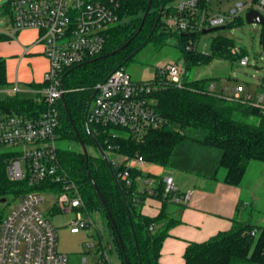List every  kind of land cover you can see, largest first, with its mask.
<instances>
[{
  "label": "trees",
  "instance_id": "trees-1",
  "mask_svg": "<svg viewBox=\"0 0 264 264\" xmlns=\"http://www.w3.org/2000/svg\"><path fill=\"white\" fill-rule=\"evenodd\" d=\"M258 1L252 0L254 3ZM149 2L122 1L119 9L121 20L109 28L104 49L96 56L63 71V86L67 91L58 105L60 126L57 133L62 142L68 143L67 146H59L60 163L77 185L86 211H101L104 214L122 264H161L163 241L178 220L165 213V206L170 201L164 195L162 177H156L158 194L154 197L163 203V208L155 217L144 215L141 205L145 196L137 195L140 194L137 176L148 174H144L142 169L131 168L134 181L132 186L126 185L118 176L119 168L110 162L108 164L100 155L95 140L108 152L105 138L108 133L118 132V136L111 141L115 151L128 159L142 156L150 164L215 180L220 178V170L224 169L223 181L233 186L242 183L251 162L264 163V108L243 100L244 97L238 99L233 94L227 95L224 90H215L212 77H189L195 65L207 64L212 59H241L246 56L245 48L234 39L219 35L213 39L208 53L200 52L197 47L190 49L189 46H194V40L202 32L180 31L166 23L171 15H185L177 8L179 0H151L149 13L143 21ZM210 3L211 0H201L199 5L210 8ZM1 12L11 17L9 3L1 8ZM242 21L244 18L240 15L225 27ZM140 27V32L132 38ZM10 38L0 33V41ZM130 39L119 52L91 61L116 50ZM145 50L151 55L174 50L184 62V85L177 86L165 76H158L153 81L156 88L152 97L156 110L166 120L165 125L151 129L142 136L122 135L124 132L113 126L90 124L87 128L86 110L96 85L115 69H125ZM0 86H9L6 59L1 55ZM42 86L33 84L34 88ZM43 109L44 105L34 96L12 94L0 100V111L38 116ZM79 139L85 143L88 152L90 147H94L98 155L89 152L86 157L82 148L69 145L72 141L79 143ZM12 157L9 153H0L1 198L19 199L32 191H61L60 184L47 182L32 185L28 179L11 180L7 174V161ZM125 167L123 165L120 169ZM244 203L241 201L238 204L230 230L220 231L206 241L188 244L184 254L185 264H254L264 260V225H256L240 217ZM54 208L60 210L57 206Z\"/></svg>",
  "mask_w": 264,
  "mask_h": 264
},
{
  "label": "built area",
  "instance_id": "built-area-1",
  "mask_svg": "<svg viewBox=\"0 0 264 264\" xmlns=\"http://www.w3.org/2000/svg\"><path fill=\"white\" fill-rule=\"evenodd\" d=\"M122 1H8L11 9L8 20L13 27L11 36L24 29H37V42L43 46L49 67L43 77V86L34 90V98L44 105L38 116L0 111V147L9 148L2 152L13 155L7 161V174L11 180L28 179L32 185L47 182L60 184L61 191H32L19 198L15 205L5 208L4 212L0 206V264H68V255L58 249L57 229L41 209L47 195L57 194L54 206L78 211L77 217L70 222L72 233L93 226L90 217H83L85 203L82 195L59 160L58 105L67 91L63 86V71L96 56L104 49L109 28L121 20L119 9ZM200 1L179 0L177 8L185 15L169 16L167 25L180 31L203 32L204 29L225 26L252 8L264 13V0L256 3L236 1L225 14L210 13L209 8L200 7ZM189 48H196V45L191 44ZM25 50L28 51V48ZM240 63L248 65L249 57H242ZM158 76H165L177 86H182L185 83L184 63L161 62L149 78L141 80H132L123 68L112 71L95 87L97 91L87 115L89 125L118 127L124 132L122 135L135 136L163 127L166 120L156 110L152 97L156 88L153 81ZM233 96L238 99L244 97L237 90ZM243 100L264 108V91L245 96ZM117 136L118 132L108 133L105 143L109 151L106 153L110 163L119 168V178L132 186L134 179L131 168L143 169L147 162L142 156L128 159L117 153L111 141ZM123 165L126 167L120 169ZM162 178L164 195L171 203L189 204L192 193L181 191L172 173L168 172ZM137 181L141 186L138 187L141 195H137L154 197L158 194L155 176H137ZM99 251L98 264H110L108 254L101 249Z\"/></svg>",
  "mask_w": 264,
  "mask_h": 264
},
{
  "label": "rangeland",
  "instance_id": "rangeland-1",
  "mask_svg": "<svg viewBox=\"0 0 264 264\" xmlns=\"http://www.w3.org/2000/svg\"><path fill=\"white\" fill-rule=\"evenodd\" d=\"M9 0H0V31L12 32L13 27L8 22V15L1 12ZM236 1L252 2V0H211L209 12L214 14L228 13ZM246 12H242L244 21L231 27H225L210 32L199 33L194 44L200 52L208 53L211 50L212 41L219 35H225L234 39L237 44L245 48V53L249 57L248 65H241L240 58L230 59H212L207 64L195 65L189 77L191 79L212 77V85L215 90L222 91L227 89L230 92L237 90L246 94L248 91L261 93L264 91V46L262 44V26L258 23H247L245 21ZM126 19L123 20L125 22ZM18 36V33L15 34ZM178 52L168 50L162 55H151L148 50L142 51L136 60L126 66L125 71L132 80H141L149 78L159 63L166 61H179ZM160 61L158 62L157 60ZM184 63V62H183ZM22 87V85H21ZM11 86H0V100L12 94H18L20 97H32L31 91H12ZM227 92V91H226ZM81 148L77 142H69V145ZM59 146H67V142L58 140ZM9 148L0 147V152ZM89 152L98 155L97 149L89 148ZM101 155V154H100ZM260 164V162H251ZM262 164V163H261ZM245 179L246 184L253 183L258 177V169L253 165ZM174 171V170H172ZM182 174L186 172L177 171ZM179 173V174H180ZM190 174V173H189ZM225 170L221 169L219 176H223ZM185 181V180H183ZM182 187V186H181ZM57 194L47 195L46 202L41 206L45 216L55 225L58 234V248L61 252L68 255V264H98L99 248L108 254L110 264H122L119 258L116 246L114 244L112 231L107 225V220L101 211L88 212L84 208L83 217L91 218L93 226L81 229L79 233H71L70 225L72 219L77 216V210L64 211L56 210L53 205L57 201ZM246 202L241 209L240 217L256 225H264V177L258 182V196L256 200L243 198ZM7 200L6 203H4ZM19 199L6 197L5 201L0 197V206L8 208L15 205ZM248 201V203H247ZM257 236L252 244V250L255 247ZM264 263V260L261 262Z\"/></svg>",
  "mask_w": 264,
  "mask_h": 264
},
{
  "label": "crops",
  "instance_id": "crops-1",
  "mask_svg": "<svg viewBox=\"0 0 264 264\" xmlns=\"http://www.w3.org/2000/svg\"><path fill=\"white\" fill-rule=\"evenodd\" d=\"M0 33L11 37L8 40L0 41V55L6 59L10 90L31 91L35 95L34 90L37 88H34L33 84H43L44 74L49 67V61L43 53V46L37 42L39 31L34 28L24 29L14 37L11 36L13 31H0ZM25 48H28V51ZM16 87L18 90H15ZM223 90L227 95H232L236 91L230 92L225 88ZM250 94L256 95L257 93L248 91L244 94L240 92V95L244 97ZM253 165L259 167V174L257 179L248 185L245 183V179L249 168L255 167ZM142 171L144 174L155 177H163L170 172L174 175L175 182L181 191L192 193L189 204L180 205L170 202L164 209L169 217L178 220V222L170 228L169 235L163 241L160 263L185 264L184 254L190 242H203L220 231L230 230L233 218L238 212V204L241 201L246 202L243 198H248L253 202L256 200L258 182L264 177V163H250L239 186L225 183L223 176L215 180L191 173L185 175L150 163L144 165ZM138 187H141L140 183H138ZM162 208L163 203L153 196H145L141 205L142 213L150 217L157 216ZM72 210L74 209H65L64 211ZM68 224L70 225V222Z\"/></svg>",
  "mask_w": 264,
  "mask_h": 264
},
{
  "label": "water",
  "instance_id": "water-1",
  "mask_svg": "<svg viewBox=\"0 0 264 264\" xmlns=\"http://www.w3.org/2000/svg\"><path fill=\"white\" fill-rule=\"evenodd\" d=\"M150 6H151V0H150L149 5H148V7L146 9V12H145V14L143 16V21L146 19L147 15L149 13ZM245 21L247 23H258V24H260L262 26V32H263L262 41H263V46H264V13H262L261 11L255 9V8H252V9H250V10H248L246 12V14H245ZM222 28H225V26H216V27H213V28L204 29L203 32L206 33V32L214 31V30H217V29H222ZM140 30H141V27L137 30L136 34L132 38H134L140 32ZM131 39L128 40L125 44H123L119 48H117L116 50H113L112 52L107 53V54H105L103 56L96 57V58L92 59L91 61H96L97 59H99L101 57L108 56L110 54L112 55V54H115V53L119 52L120 50L124 49L128 45V43L131 41ZM96 91L97 90L94 91V93H93V95L91 97V100L88 103L87 110H86L85 122H86L87 128H89V123H88V120H87V115H88V111H89V108H90V104H91L92 98L95 95ZM62 99H64V95L62 96ZM71 121H72V119H71ZM95 143L97 145V148H98L99 153L101 154V156L103 157V159L109 164L110 161H109V158H108V155H107L106 151L102 148V146L100 145V143L97 140H95ZM79 144H80V146H81V148H82L85 156L88 157V155H89L88 148L85 145V143L82 141V139H79ZM97 190H98L99 195L102 198L104 204H106L105 203V199H104L102 193L99 191L98 188H97ZM5 199L6 198H3L2 200L5 201ZM107 212H108V214H109V216H110V218H111V220L113 222V225L116 227V224L114 222V219H113V217H112L111 212L109 211V209H107ZM118 236L120 238L119 233H118ZM121 244H122V247L124 248V245H123V242L122 241H121ZM127 264H128V262H127Z\"/></svg>",
  "mask_w": 264,
  "mask_h": 264
}]
</instances>
